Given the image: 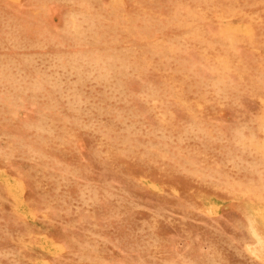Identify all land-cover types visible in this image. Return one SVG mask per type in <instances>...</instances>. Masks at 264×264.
Here are the masks:
<instances>
[{
    "label": "rangeland",
    "instance_id": "rangeland-1",
    "mask_svg": "<svg viewBox=\"0 0 264 264\" xmlns=\"http://www.w3.org/2000/svg\"><path fill=\"white\" fill-rule=\"evenodd\" d=\"M263 104L264 0H0V264H264Z\"/></svg>",
    "mask_w": 264,
    "mask_h": 264
},
{
    "label": "bare ground",
    "instance_id": "bare-ground-1",
    "mask_svg": "<svg viewBox=\"0 0 264 264\" xmlns=\"http://www.w3.org/2000/svg\"><path fill=\"white\" fill-rule=\"evenodd\" d=\"M17 2H18V1H17ZM250 16H251V15H250ZM228 23H229V22H228ZM228 23H227V24H228ZM232 25H233V24H232ZM233 26H234V25H233ZM247 27H248V26H247ZM247 27H246V28H247ZM197 28H198V27H197ZM244 28H245V27H244ZM244 28H243V31H244ZM251 28H252V27H251ZM226 29H227V28H226ZM241 29H242V28H241ZM197 30H198V29H197ZM229 31H230V30H229ZM232 32H233V31H232ZM234 33H235V32H234ZM246 33H247V32H246ZM238 34H239V33H238ZM251 36H252V34H251ZM253 37H254V36H253ZM251 38H252V37H251ZM226 39H227V38H226ZM218 41H220V40H218ZM248 41H249V40H248ZM230 44H231V43H230ZM255 44H256V43H255ZM253 50H254V49H253ZM215 59H216V58H215ZM238 60H239V59H238ZM260 102H261V101H260ZM261 103H262V102H261ZM261 103H260V104H261ZM197 105H198V104H197ZM263 105H264V104H263ZM199 107H200V105H199ZM221 113H222V112H221ZM221 113H220V114H221ZM18 184H19V183H18ZM23 187H24V186H23ZM23 187H22V188H23ZM246 189H247V188H246ZM22 191H23V190H22ZM210 197H211V196H210ZM15 198H16V197H15ZM256 198H257V197H256ZM13 199H14V198H13ZM16 200H17V199H16ZM238 201H239V200H238ZM15 202H16V201H15ZM249 202H250V201H249ZM16 203H17V202H16ZM243 205H244V204H243ZM249 206H250V205H249ZM262 206H263V205H262ZM247 207H248V206H247ZM14 208H15V207H14ZM248 208H249V207H248ZM27 209H28V208H27ZM27 211H28V210H27ZM31 215H32V214H31ZM22 217H23V216H22ZM23 218H24V217H23ZM34 224H35V223H34ZM262 224H263V223H262ZM262 224H261V225H262ZM262 226H263V225H262ZM59 246H60V245H59ZM59 246H58V247H59ZM60 247H61V246H60ZM62 248H63V247H62ZM63 251H64V250H63ZM63 251H62V252H63ZM44 261H45V260H44ZM42 262H43V260H42ZM46 263H47V262H46Z\"/></svg>",
    "mask_w": 264,
    "mask_h": 264
}]
</instances>
